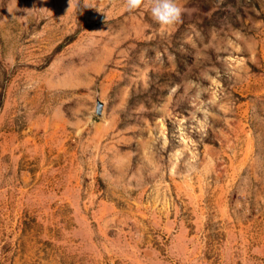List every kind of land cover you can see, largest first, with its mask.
Wrapping results in <instances>:
<instances>
[{"label":"rangeland","instance_id":"374dc122","mask_svg":"<svg viewBox=\"0 0 264 264\" xmlns=\"http://www.w3.org/2000/svg\"><path fill=\"white\" fill-rule=\"evenodd\" d=\"M176 2L0 0V264H264V0Z\"/></svg>","mask_w":264,"mask_h":264},{"label":"clouds","instance_id":"9594fccd","mask_svg":"<svg viewBox=\"0 0 264 264\" xmlns=\"http://www.w3.org/2000/svg\"><path fill=\"white\" fill-rule=\"evenodd\" d=\"M128 11L141 8L146 0H125ZM151 15L162 26H172L179 22L187 9L181 8L176 0H147Z\"/></svg>","mask_w":264,"mask_h":264},{"label":"water","instance_id":"95a60500","mask_svg":"<svg viewBox=\"0 0 264 264\" xmlns=\"http://www.w3.org/2000/svg\"><path fill=\"white\" fill-rule=\"evenodd\" d=\"M101 108H102V106L99 105V106H98V113H101Z\"/></svg>","mask_w":264,"mask_h":264}]
</instances>
